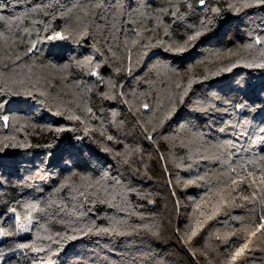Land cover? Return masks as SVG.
<instances>
[{"label": "trees", "instance_id": "trees-1", "mask_svg": "<svg viewBox=\"0 0 264 264\" xmlns=\"http://www.w3.org/2000/svg\"><path fill=\"white\" fill-rule=\"evenodd\" d=\"M0 16V264H264V4Z\"/></svg>", "mask_w": 264, "mask_h": 264}, {"label": "snow or ice", "instance_id": "snow-or-ice-1", "mask_svg": "<svg viewBox=\"0 0 264 264\" xmlns=\"http://www.w3.org/2000/svg\"><path fill=\"white\" fill-rule=\"evenodd\" d=\"M200 3L201 4H204L205 3V0H200ZM255 3L256 4H264V0H255ZM97 7H101L102 6V4H100V3H98L97 5H96ZM250 6H252V5H250V4H245L244 5V7H250ZM35 10V9H34ZM237 11H239V9H236ZM214 11H219L218 9H216V10H214ZM0 20H5V17H3V16H0ZM202 33L201 32H199V31H197L194 35H192V36H189V40L190 41H195L200 35H201ZM56 36L57 37H59V38H63V37H61L60 36V34L59 33H57L56 34ZM262 41L260 40V39H257L256 40V43L257 44H259V43H261ZM247 47H252V45H248ZM186 50V46H179V47H176L175 49H174V51H176V52H184ZM236 65H232V67H235ZM245 67H249V68H251V67H258V68H262V69H264V62H261V63H248V64H246L245 65ZM228 71H231V68H229V69H227ZM117 71H119V69H117ZM93 74H95V73H93ZM191 81L189 82V87H191ZM187 91V89H185V92ZM0 103H2V101H0ZM145 107H147V105H145ZM58 115H59V113H57ZM70 119H73V118H77L78 119V117H69ZM3 120H4V123H5V125L7 124V121H8V117H4L3 118ZM65 129H63V128H57V129H55V131L56 132H62V131H64ZM109 139H111V137H109ZM13 147H15V145H12ZM22 147L24 146V145H21ZM5 147H7V145H5ZM262 219H264V217H262ZM259 228L260 229H264V223H261L260 225H259ZM20 230H23V231H27L28 229H27V227L25 226V225H20ZM99 231H101V232H109V231H113V232H115L116 231V229L115 228H113V229H108V228H103V229H100ZM11 233H5L4 231H2V230H0V236H4V235H10ZM253 235H255V233H253ZM68 239H75V237H73V236H69L68 237ZM20 247H27V245H20ZM245 247H247V245H245ZM40 249H36V251H39ZM244 252V249H241L240 251H238L236 254H235V256H240L242 253ZM235 256L233 257V259H235Z\"/></svg>", "mask_w": 264, "mask_h": 264}, {"label": "rangeland", "instance_id": "rangeland-1", "mask_svg": "<svg viewBox=\"0 0 264 264\" xmlns=\"http://www.w3.org/2000/svg\"><path fill=\"white\" fill-rule=\"evenodd\" d=\"M28 225V224H27Z\"/></svg>", "mask_w": 264, "mask_h": 264}]
</instances>
